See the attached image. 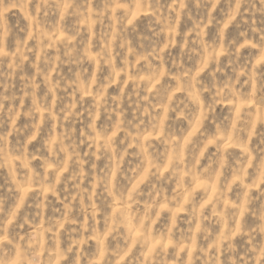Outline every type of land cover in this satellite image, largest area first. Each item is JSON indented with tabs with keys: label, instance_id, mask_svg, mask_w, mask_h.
<instances>
[{
	"label": "clouds",
	"instance_id": "obj_1",
	"mask_svg": "<svg viewBox=\"0 0 264 264\" xmlns=\"http://www.w3.org/2000/svg\"><path fill=\"white\" fill-rule=\"evenodd\" d=\"M0 264H264V0H0Z\"/></svg>",
	"mask_w": 264,
	"mask_h": 264
}]
</instances>
